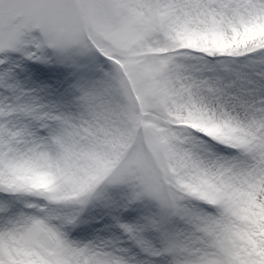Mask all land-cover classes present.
Masks as SVG:
<instances>
[{
    "label": "snow or ice",
    "instance_id": "1",
    "mask_svg": "<svg viewBox=\"0 0 264 264\" xmlns=\"http://www.w3.org/2000/svg\"><path fill=\"white\" fill-rule=\"evenodd\" d=\"M0 264H264V0H0Z\"/></svg>",
    "mask_w": 264,
    "mask_h": 264
}]
</instances>
